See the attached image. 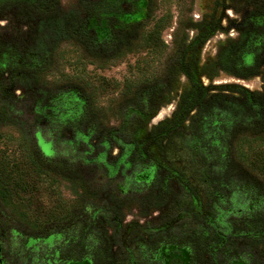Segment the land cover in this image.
<instances>
[{
  "label": "rangeland",
  "instance_id": "rangeland-1",
  "mask_svg": "<svg viewBox=\"0 0 264 264\" xmlns=\"http://www.w3.org/2000/svg\"><path fill=\"white\" fill-rule=\"evenodd\" d=\"M101 1L102 6L97 5ZM147 1L0 0V47L11 49L13 64L32 55L41 24L38 11L42 9L56 19L78 14L85 19L82 34L101 41H111L135 24L144 30L138 49L108 62L87 59L74 42H62L55 66L40 87L27 81L21 65H13L14 73L4 80L15 85L16 93L10 92L9 99H3L9 86L1 87L0 107L8 103V110L14 106L18 112L24 111L26 123L44 131L40 146L46 156H51L53 149L64 153L81 164L83 171L94 170L98 177L104 176L102 184L111 183L117 193L130 181L132 171L127 179L120 176L110 182L107 167L101 164L96 168L91 162L99 161L98 154L110 145L113 153L109 162L114 165L118 158L123 159L126 146H136L135 154L126 161L139 165L140 174L144 167L156 163L153 171L160 173L161 182L166 180L160 202L164 210L145 216L128 208L123 212L124 223L119 224L111 212L108 217L100 200L85 198L65 180L40 174L17 127L1 125L0 174L7 177L9 173V180L7 186L0 182V226L41 234L66 217L94 215L101 209L104 212L99 217H108L107 223L113 224L107 230L118 264H136L135 242L160 230L166 221L174 222L168 232L201 230L192 219L196 212H183L193 208L186 195L189 187L199 194L196 202L212 215L214 225H208L206 236L213 239L222 233L226 240L230 236L232 248L242 247V259L249 260L252 253L264 264V240L259 238L264 233V206L244 201L238 185L231 188L227 180L218 177L204 146L206 128L201 126L224 99L231 97L230 103L234 100L247 106L250 102L251 109L264 105V59L258 73L247 79L217 66L219 52L238 40L254 0H154L149 15ZM95 6L102 10L86 14V8ZM86 95H91L94 111L101 119V129L95 132L88 130L83 120L81 96ZM129 106L136 111L127 114ZM165 108L171 111L155 122ZM43 139L53 141L54 146ZM233 150L240 167L264 184V141L242 138ZM173 209L176 212L170 216ZM216 214L225 217L221 221L228 228L216 224ZM181 258L171 261L186 264L187 255Z\"/></svg>",
  "mask_w": 264,
  "mask_h": 264
},
{
  "label": "trees",
  "instance_id": "trees-1",
  "mask_svg": "<svg viewBox=\"0 0 264 264\" xmlns=\"http://www.w3.org/2000/svg\"><path fill=\"white\" fill-rule=\"evenodd\" d=\"M97 5L102 6V1ZM253 5L254 9L241 25L238 40L227 44L217 58V66L222 71L232 73L239 79L256 75L264 59V0H254ZM153 8L154 0H148L147 15L151 14ZM100 10L102 8L95 6L86 8L85 12L93 14ZM38 12H40L38 16L41 24L33 51L36 55L34 68L28 73V82L31 84H38L42 76L45 77L52 71L62 42H74L81 48L87 59L108 62L122 58L138 49L139 38L144 33L140 25L135 24L121 36H114L111 41H101L82 34L80 28L85 23V19L76 13L56 19L47 16V11L44 9ZM81 98L85 101L82 115L88 130L93 132L100 130L101 119L94 111L91 95L81 96ZM136 98L137 96L133 94V99ZM228 99L231 100V97L224 99V102L211 112L205 122H202L201 126H205L207 135L204 146L218 177L227 180L231 188L235 184L238 185L241 188L239 190L241 193L238 194L243 195V200L251 202L254 206L260 205L261 208L264 206V184L240 167L234 159L233 147L238 140L246 137L264 141V105H261L262 108L256 105L257 108L251 109L250 102L247 106L244 103H234V100L230 103ZM8 108V103L0 107V126L14 125L23 133L32 163L40 174L69 182L73 189L77 192L81 191L85 198H90L94 202L100 200L102 204L104 203L108 214L118 213L121 220L124 218L123 212L133 206H137L144 215L162 206L154 190L148 192L142 186L129 181L124 186L127 189L126 194L119 193V190L117 193L111 187V183L102 184L98 175L83 171L81 164L67 158L64 153L58 152L56 159L45 157L32 135L34 127L29 126L18 116H13ZM18 111L19 109L16 113H20ZM135 111V108L129 106L127 114ZM83 139L85 142L88 141L84 136ZM220 178L218 180H221ZM8 180L9 173L7 177L0 174L2 185L5 183L7 186ZM108 217L93 218L92 214L86 215V213L80 216H69L57 222L46 232L41 231V234L48 235V238L53 240L55 237L62 236L64 241L56 246L62 253V258L71 264H91V262L92 264H118L120 260L118 261L114 254V244L107 230L108 226L112 225L107 223ZM8 228L0 226L4 232H7ZM208 229L209 226L205 224L204 231L198 228L191 233L183 232L182 234L170 231L166 234L149 233L144 237L145 239L139 238L135 242V253L138 258L136 264H181L171 259L174 257L179 259L184 253L187 255L186 264H233L235 261L244 264H261L252 253L248 255L249 260L242 259V247L234 245L232 248L233 244L228 241L230 236L227 240L222 233L215 234L213 239L207 237ZM259 236L261 240H264V233H260ZM3 247L4 254L8 257V264H44L42 257L32 252L28 253L19 240L3 239ZM179 260L182 261V258Z\"/></svg>",
  "mask_w": 264,
  "mask_h": 264
},
{
  "label": "flooded vegetation",
  "instance_id": "flooded-vegetation-1",
  "mask_svg": "<svg viewBox=\"0 0 264 264\" xmlns=\"http://www.w3.org/2000/svg\"><path fill=\"white\" fill-rule=\"evenodd\" d=\"M11 49H9L8 47L1 48L0 47V89L1 87H3V89L5 88V86H9L8 88V92L7 93H3V95L5 96L3 99H9V93L12 92V94L16 93L15 90V85L8 83L7 81H5V78H8L11 76V74L14 73V68L12 67L13 65H21L19 69H21V72L24 74V76L27 78V81H29V76L28 73L30 71V69L34 68V58L36 57L35 53L33 52L32 55H28V57H26L25 61H20L15 62L14 64L12 63L14 59H12L11 53L10 52ZM45 77H41V79L39 80L38 84H30L33 86H42V80ZM11 101L13 100V97L10 98ZM83 105L85 103L84 99L81 98ZM7 101V100H6ZM11 113L13 116H15L14 112H16L18 109L15 108L14 106L10 107ZM24 111L23 113L20 115V119H22L23 121L27 122V120L25 119V117H23L24 115ZM17 116V115H16ZM22 136L23 133L18 130ZM39 131V132H38ZM36 132H38L37 134H35ZM32 135L33 137H35L36 139V145L38 146V148L42 151V148L40 146V141L42 140V136L44 135V131L42 129H40V127L38 126H34L33 131H32ZM43 142H47L48 144H51L52 146H54V142L53 141H47L46 139H43ZM89 142V140L87 141V143ZM94 142V141H93ZM127 149L124 150V152L122 153L123 155V159L118 158V161L114 164L111 165L109 160H110V154L113 153V148L110 147V145H108L106 147V150L103 153H99L98 154V159L99 161H93L91 162V164H95L93 166L99 167V165H104L107 167L108 170V178L107 180L109 181H114V179H119L120 176H123L124 178L127 179V173L132 171V175L131 178H129L130 182L139 186H142L143 188L146 189V191H152L154 190L157 198L159 201H162L164 199V184L166 183V180H162V182L160 181V173L157 174V172L153 171V169L155 168L154 166H156V163H152L151 167H144V170L142 171V173L140 174V168L139 165H134L136 167H134L132 165V162L130 161H126V159L128 157L131 158V156H133L135 154L134 150H136V146H133L129 149V146H126ZM89 148L91 149V151H94V147L93 145L90 144ZM42 153L44 154L45 157H49V158H57L58 155V151L54 150L52 151L51 156H46L45 153L42 151ZM119 154V153H118ZM133 158V157H132ZM94 169V168H93ZM90 171V170H89ZM92 174L95 173L94 170L90 171ZM99 176V175H98ZM104 176L100 175L99 180L103 181ZM167 177H165L166 179ZM164 182V183H163ZM108 182L105 181L104 184H107ZM125 184L123 185V188L119 189L120 193L122 194H126L127 189L124 188ZM186 195L192 200L193 203H191V207H193L191 210L188 208L186 209L185 213H195L196 212V216L192 215V219H194V223L199 224L201 227V231H204L205 228V224L207 225H214V222L212 221V215L205 212L204 210V205L202 204H198L197 198L199 197L191 188H186ZM147 192V193H148ZM234 195V194H233ZM161 199V200H160ZM168 199H170L168 197ZM140 200V199H138ZM141 201V200H140ZM175 202V201H172ZM163 207V206H161ZM156 208L155 211L157 212H161V210L163 211V208ZM179 207V205H177V208ZM185 208V207H184ZM132 209H136L139 213L140 210L139 208H137V206H133ZM105 211H107V208L105 207ZM153 211V210H151ZM151 211H149L151 213ZM102 211L101 209H98L95 214L92 216L93 218L97 217V215L99 216V214H101ZM176 211L170 210L169 214L170 216H172ZM218 212V211H217ZM113 216V219H115L116 221H118L119 224H122L124 222H121L123 220L120 219L118 213L112 212L111 213ZM148 214V213H147ZM145 214V216L147 215ZM154 214V213H153ZM220 214V213H219ZM216 214V224L218 223L220 226L226 227L228 228V225L226 224L225 221H221L223 218L225 217H221V215ZM168 215V214H167ZM166 215V216H167ZM150 216V215H149ZM198 216V217H197ZM148 217V216H147ZM150 218V217H149ZM112 219V221H113ZM121 222V223H120ZM224 224V225H223ZM113 225V224H112ZM174 225L173 219L166 221L165 225L161 227L160 230H154V233H168V229H172ZM109 228V227H108ZM13 233L15 235H13ZM225 233V232H224ZM182 234V233H180ZM3 239L8 240H12V239H16L20 241V244L22 245V247L28 252V253H33L36 256H40L42 257V262L44 264H71L69 261H67L66 259L64 260L62 258V253L60 252L59 248L56 246V244H61L64 239L62 236H58L55 237V239L53 240L52 238H48V235H42V234H31L27 231H22V230H15V229H11L8 228L7 232H4L3 230L0 229V261L3 260V264H8V257L4 254V247H3ZM67 245V244H66ZM184 252H182L183 254ZM185 254V253H184ZM1 264V263H0Z\"/></svg>",
  "mask_w": 264,
  "mask_h": 264
},
{
  "label": "bare ground",
  "instance_id": "bare-ground-1",
  "mask_svg": "<svg viewBox=\"0 0 264 264\" xmlns=\"http://www.w3.org/2000/svg\"><path fill=\"white\" fill-rule=\"evenodd\" d=\"M172 108V107H171ZM171 108H165L160 110L161 112L158 114V116L154 119L155 122L160 121L162 118H164L168 112L171 111Z\"/></svg>",
  "mask_w": 264,
  "mask_h": 264
},
{
  "label": "water",
  "instance_id": "water-1",
  "mask_svg": "<svg viewBox=\"0 0 264 264\" xmlns=\"http://www.w3.org/2000/svg\"><path fill=\"white\" fill-rule=\"evenodd\" d=\"M1 251V250H0ZM0 263L2 264V261H0Z\"/></svg>",
  "mask_w": 264,
  "mask_h": 264
}]
</instances>
